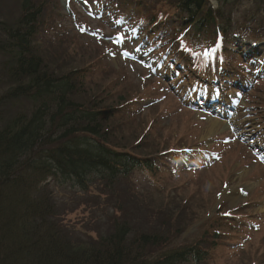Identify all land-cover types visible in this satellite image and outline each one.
<instances>
[{
  "label": "rangeland",
  "instance_id": "374dc122",
  "mask_svg": "<svg viewBox=\"0 0 264 264\" xmlns=\"http://www.w3.org/2000/svg\"><path fill=\"white\" fill-rule=\"evenodd\" d=\"M33 1L44 9L45 22L33 38V47L42 50L49 66L55 67L57 61L59 71L88 67L83 90L75 97L96 93L100 107L119 108L105 126L110 144L158 157V168L151 173L137 170L136 181L123 184L116 193L98 186L82 193L54 183L39 190L36 195L49 199L58 211L59 225L52 226L63 234L62 239L88 245L112 233L117 223L126 222L135 227L134 233L150 230L148 226L163 227L166 232L179 229V241L196 243L206 239L205 234L217 244L202 264H264V61L256 57V64L248 65L254 61L250 54L264 52V10L250 1L226 8L236 22L234 28L244 32L238 38L258 43L256 47L239 44L247 56L243 68L212 54L216 46L209 45L210 35L205 37L198 63L211 65L205 74L215 76L212 86L199 85L195 76L188 84L173 61L182 58V53L173 48L161 50L170 42L169 32L179 33L182 42L194 48L201 42V38L189 40L188 32L189 37H183L187 30L175 20L179 11L168 4L156 5L155 10L159 16L171 17L144 40L146 32L139 29L140 24L118 15L116 8L120 4L127 17H146L144 0H133L126 7L122 0ZM209 1L218 7L217 0ZM19 8V0H0V19L15 20ZM223 27L227 35L233 33L231 26ZM229 39L237 41L233 35ZM208 40L213 42V37ZM221 61L224 68L220 66L219 77L228 78L223 86L214 75ZM185 84L192 86V92ZM211 86L220 97L214 103ZM225 86L232 98L227 95L225 99ZM119 95L126 100L119 103ZM196 96L207 99L206 103ZM209 102L213 104L207 107ZM224 110L231 113L228 117L243 116L249 122L242 128L229 125ZM213 121L220 125L211 128Z\"/></svg>",
  "mask_w": 264,
  "mask_h": 264
},
{
  "label": "trees",
  "instance_id": "16d2710c",
  "mask_svg": "<svg viewBox=\"0 0 264 264\" xmlns=\"http://www.w3.org/2000/svg\"><path fill=\"white\" fill-rule=\"evenodd\" d=\"M217 1V8L209 0L146 3L168 4L179 11L175 20L182 22L177 26L187 30L184 38H201V46L207 41L216 43L219 34L226 36L223 26L236 29L233 15L226 8L246 0ZM252 1L257 9L264 10V0ZM19 3L20 14L15 20L0 19V264L206 262L217 243L209 242L205 234L202 237L206 239L196 243L179 241V229L166 232L163 227L148 226L150 230L134 233L135 227L116 222L108 236L83 245L68 243L53 227L59 225L54 203L36 195L38 187L43 192L53 185L44 184L47 178L64 190L86 193L98 186L116 193L123 184L135 182L133 174L138 168L152 172L156 164L153 157L133 147L129 150L110 144L105 126L119 108L100 107L101 98L96 93L75 97L83 90L88 67L62 72L55 69L57 61L55 67L49 66L47 58L40 54L42 50L33 47V38L45 23L44 9L33 0ZM148 15L149 19L136 17L147 28L164 25L171 17L159 16L155 7L149 9ZM206 36H212L213 42L209 38L205 41ZM175 39L178 48L187 49L188 60L191 57L196 61L193 52L199 50L180 42L177 32ZM118 98L119 103L126 100L124 95Z\"/></svg>",
  "mask_w": 264,
  "mask_h": 264
},
{
  "label": "bare ground",
  "instance_id": "6f19581e",
  "mask_svg": "<svg viewBox=\"0 0 264 264\" xmlns=\"http://www.w3.org/2000/svg\"><path fill=\"white\" fill-rule=\"evenodd\" d=\"M234 121H236V124L241 125L242 122H243V119H238V120L236 119V120H234ZM213 122H214V123L211 124V128H215V127H214L215 125H218V124L220 125V122H219V121H213Z\"/></svg>",
  "mask_w": 264,
  "mask_h": 264
}]
</instances>
